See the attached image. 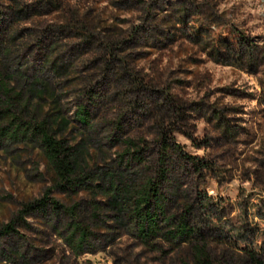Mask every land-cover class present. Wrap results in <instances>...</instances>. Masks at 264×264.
Returning a JSON list of instances; mask_svg holds the SVG:
<instances>
[{
  "label": "rangeland",
  "instance_id": "374dc122",
  "mask_svg": "<svg viewBox=\"0 0 264 264\" xmlns=\"http://www.w3.org/2000/svg\"><path fill=\"white\" fill-rule=\"evenodd\" d=\"M149 185L172 224L144 240ZM192 238L264 252V0H0V264H186Z\"/></svg>",
  "mask_w": 264,
  "mask_h": 264
},
{
  "label": "trees",
  "instance_id": "16d2710c",
  "mask_svg": "<svg viewBox=\"0 0 264 264\" xmlns=\"http://www.w3.org/2000/svg\"><path fill=\"white\" fill-rule=\"evenodd\" d=\"M41 146L43 148L45 159L54 171L55 176L59 180L68 183V177L72 176L74 169L73 162L71 161L72 156L70 149L65 148L61 141L55 140L44 129L41 130ZM142 195L144 197L141 198V203L147 207H142L143 209L141 207H136L135 215L137 216L136 225L138 226V230L142 233L143 239L146 240L147 237H153L157 234V231L160 229V218L166 222V225H171L172 219L162 216L163 213L160 207L162 201L155 186L149 185L146 192L142 193ZM46 199L47 197H44L40 201L25 205V208L19 214L21 215L23 212L34 208L41 209L42 206H44V203L47 201ZM150 200L153 201V211L149 210L151 208L149 203ZM53 205H55V209L58 208L56 203H53ZM13 225L14 220H11L10 223L5 225L3 228V233L7 234L14 232ZM74 231H79L81 233L79 245L82 244L85 241V237L87 236L86 232L78 226H75ZM168 235L174 238L190 239L194 235V231L189 230L187 228V223L182 219L179 225H177L176 230L171 231ZM195 239L196 238L191 239L192 242L190 243V247L194 249H190V252L188 253L190 263L186 264H243V262L244 264H264V252L261 255L254 252H245L246 258L244 261L236 260L232 257L228 258L226 255H223L217 260H213L212 257L209 255L207 256L204 253V249L206 247L202 245L198 246V241H193Z\"/></svg>",
  "mask_w": 264,
  "mask_h": 264
}]
</instances>
